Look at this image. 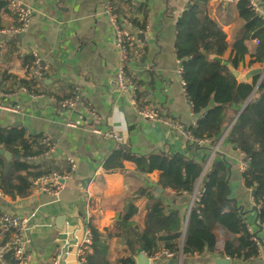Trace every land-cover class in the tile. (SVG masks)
I'll use <instances>...</instances> for the list:
<instances>
[{
    "label": "crops",
    "instance_id": "0c3cea01",
    "mask_svg": "<svg viewBox=\"0 0 264 264\" xmlns=\"http://www.w3.org/2000/svg\"><path fill=\"white\" fill-rule=\"evenodd\" d=\"M17 1L29 8L33 17L21 37L8 39L0 34V72L8 77L4 90L0 81V128L25 129L42 137L41 144L50 141L53 152L43 161H50L52 170L60 174L68 172V161L76 164V170L57 198L32 193L27 198L0 197V216L35 211L30 232L31 264H52L59 254L65 256L63 264H85L86 253L93 246L83 245L87 229L92 226L103 233L129 207L137 210L131 223L144 228L151 193L155 198H163L171 209L183 211L191 207L194 196L176 197L168 187H159L160 173H138L129 162L111 170L107 163L122 148L135 158L181 154L199 162L208 154H203V149L190 150V142L171 126L182 125L194 130L199 120L187 98L179 74L182 63L176 54L177 25L192 0H126L137 7L144 5L148 10L146 30L137 35L139 55L133 57L127 72L140 86L143 102L150 105L165 124L139 117L130 101L118 95L115 77L119 52L105 16L106 0ZM254 1L264 17V0ZM231 5L224 0H204L201 4V9L212 12L222 21L228 36L235 23V18L226 15ZM136 17L144 20L143 15ZM11 20L10 28L18 24L12 14ZM5 42L6 47L1 49ZM246 46L253 55L257 47L249 42ZM34 58L51 63L48 72L36 78L40 85L36 89L38 94L29 93L21 86L14 87V82L30 80ZM76 95L89 103L100 121L82 110L63 109L60 103ZM229 110L235 112L232 106ZM96 129L101 135L93 132ZM112 133L121 136V145L109 138ZM226 136L209 148H219L211 165L218 177L210 194L207 214L208 231L215 237L214 255L181 257L179 264H215L217 260L230 264H264V235L260 237L263 249L256 255L253 236L246 227L247 222L255 234L259 233L255 227L253 191L264 182V128L260 125L254 128L252 136L258 143V154L249 163L239 150L225 141ZM99 168L107 169L106 175L99 174ZM158 190L163 192L158 194ZM59 224L61 227L56 234ZM4 234H0V243L9 240V234ZM107 242V255L111 258L116 260L125 255L121 240L112 237ZM151 249V243L145 241L141 251ZM7 261L10 262L9 257ZM151 264H173V259L162 258Z\"/></svg>",
    "mask_w": 264,
    "mask_h": 264
},
{
    "label": "trees",
    "instance_id": "16d2710c",
    "mask_svg": "<svg viewBox=\"0 0 264 264\" xmlns=\"http://www.w3.org/2000/svg\"><path fill=\"white\" fill-rule=\"evenodd\" d=\"M112 2L118 15L131 23L136 35L146 30L148 10L144 5L137 7L126 0ZM203 2L192 0L185 17L177 25L176 54L182 63L181 77L193 114L199 117L193 136L196 140H207L213 145L223 136L222 130L232 125L225 141L239 150L245 156V162L249 163L258 154V143L252 136L254 128L258 125L264 128V81L258 86L260 77H254L251 83H240L231 70L242 73L264 68V21L251 10L248 0H236L226 13L235 18L228 36L220 23L222 21L215 18L212 12L201 9ZM10 13L8 4L0 1V32L13 25ZM138 14L143 15L144 20L139 21L136 17ZM229 39L231 43H228ZM254 40H258L260 45L250 55L246 43ZM0 79L4 90L7 74L0 72ZM33 80L14 82V87L21 86L29 93L38 94L36 89L40 85ZM144 96L146 98L145 93ZM213 97L217 105L214 109L209 106ZM230 106L235 112L229 110ZM41 139L31 136L25 129L0 128V150L18 158L8 162L0 156V192L11 197L27 198L31 195L32 182L53 169L50 161H43L39 165L27 161L44 153ZM189 148L192 151L202 150L195 143H189ZM209 148L202 150L203 154H208L202 156L199 162L181 154H153L135 158L124 148L119 149L107 163L108 169L113 170L123 162H129L138 173H160L159 187H168L174 196L192 198L195 195L187 229L185 222L189 208L183 211L171 209L163 198H155L151 193L144 228L131 223L137 212L133 207H129L103 233L90 227L93 246L91 253H86L85 264H137L135 257L145 241L152 246L151 250H144L148 257L166 251L173 254V264H179L181 257L213 256L215 237L208 231L207 214L210 194L216 186L218 174L211 167L216 156L205 171ZM256 189V212L259 226L264 230V182ZM112 237L121 240L125 248V255L116 260L107 255V240Z\"/></svg>",
    "mask_w": 264,
    "mask_h": 264
},
{
    "label": "built area",
    "instance_id": "2783aa9c",
    "mask_svg": "<svg viewBox=\"0 0 264 264\" xmlns=\"http://www.w3.org/2000/svg\"><path fill=\"white\" fill-rule=\"evenodd\" d=\"M0 1L8 4L12 16L18 23L15 27L1 31L0 34L6 36L8 39L21 37L26 33L31 24L33 17L32 11L17 0ZM106 1L105 16L107 17L110 28L115 35L116 47L119 52V64L115 77L118 95L121 99H128L134 111L141 118L150 122L165 124L160 115L150 105H146L143 102L140 96L141 89L133 82L127 72L128 67L133 64V57L138 56L140 52L137 35L131 31L132 29L134 30V28L128 20L123 19L118 15L117 9L115 8L112 0ZM224 1L228 4H233L236 0ZM248 2L250 4L251 10L255 14L259 15V17L264 21V17L261 15L260 9L255 1L248 0ZM6 44L7 42L1 46V49H4ZM249 44L256 47L260 45L258 40L251 41ZM50 68L51 63L34 58V65L29 71L30 80H37L36 78L43 77V75L46 74ZM179 74H182V68L180 69ZM262 80L264 81V77ZM1 96L3 97V94H1ZM60 105L63 107V109L71 111L82 110L85 114L91 116L95 121L101 120L100 116L91 109L89 103L80 95L69 98L64 103H60ZM171 126L174 127L187 140V142L195 143L202 149L209 148L210 143L207 140H196L194 138L193 131L195 130V127L194 130H187L182 125ZM93 132L95 134L101 135V132L97 129L93 130ZM109 138L117 142L119 145L122 144V138L117 133L110 134ZM41 146L44 149V153L42 155L29 158L27 160L29 164L41 163L48 155H50V153L53 152V146L50 141H44ZM218 149V146H216L210 150L207 167L214 157L218 155ZM244 166L246 167V163ZM75 170L76 164L72 161H68V172L66 174H60L52 169L48 170L45 175L35 179L32 182L31 193L33 195L47 196L51 198L59 197L60 191L65 188V184L71 179ZM98 173L105 175L106 170L104 168H99ZM256 191L257 189L255 188L253 191L254 202L256 198ZM6 196L7 195L0 192L1 198ZM256 208L257 207H255V209ZM35 215V211L25 210L22 213L16 215L3 214L0 216V234H9V240L7 242L0 243V264H31L29 257V247L31 243L30 232L32 228L31 223L34 220ZM246 224V227H248V232L253 236L256 255H260V251L263 248V241L260 237L264 235V230H262L261 233L255 234L253 232V227L247 222ZM83 245L86 247H91L93 245V237L91 230L89 229L86 232ZM80 255H83L82 249L80 251ZM8 257L10 258V262L7 261ZM162 258L173 259L174 256L169 252L161 251L150 257V260L151 263H153L154 261ZM63 261L64 255L59 254L54 257L52 264H63Z\"/></svg>",
    "mask_w": 264,
    "mask_h": 264
},
{
    "label": "water",
    "instance_id": "95a60500",
    "mask_svg": "<svg viewBox=\"0 0 264 264\" xmlns=\"http://www.w3.org/2000/svg\"><path fill=\"white\" fill-rule=\"evenodd\" d=\"M219 61L221 62V60H219ZM180 68H182V66H180ZM231 72L234 74V76L238 79V81H239L240 83H251V80H252L254 77H260V80H259L258 86L263 82L262 79H263V77H264V68H258V69L255 68V69H251L249 72H247V73H245V74H243V75H240L239 73H237V72H235V71H233V70H231ZM258 86H257V88H258ZM251 99H252V98H251ZM247 105H248V103H247ZM247 105H245V107L242 109L241 113L245 110V108H246ZM209 106H210V108H212V109L217 108V105L215 104V101H214V97L211 99ZM241 113H240V114H241ZM240 114L236 117V119H235L234 122H236V120L239 118ZM233 124H234V123H233ZM231 126H232V125H231ZM231 126H230L229 128H224V129L222 130V132H223V137H222V139H224V137L228 134V132H229ZM29 134H30L31 136H34L33 133L30 132V131H29ZM0 156L5 157V159H6L8 162L12 161L13 159H18V158H14L11 154H9L8 152L3 151V150H2V151L0 150ZM206 169H207V166L205 167V171H206ZM162 192H163V190H158V191H157L158 194H160V193H162ZM194 200H195V195H194V197H193L191 207H192V205H193ZM191 207H190L189 212H188V214H187V220H186V222H185V230L187 229V224H188V219H189V216H190ZM256 211H257V210L254 209L253 213H256V214H257ZM60 227H61V225L59 224L58 227H57V230H56V234L59 233ZM255 227L258 229L259 233H261L262 230H261V228H260V226H259L258 215H257V218L255 219ZM181 255H182V254H181ZM135 260H136V263H137V264H151V260H150V259L145 255V253H143V251H141V250L138 251V253H137L136 257H135ZM215 264H230V262H229V261H224V260H217Z\"/></svg>",
    "mask_w": 264,
    "mask_h": 264
},
{
    "label": "bare ground",
    "instance_id": "6f19581e",
    "mask_svg": "<svg viewBox=\"0 0 264 264\" xmlns=\"http://www.w3.org/2000/svg\"><path fill=\"white\" fill-rule=\"evenodd\" d=\"M139 116V115H138ZM140 117V116H139ZM106 175V174H105ZM65 261H66V259H65V256H64V261H63V263H65Z\"/></svg>",
    "mask_w": 264,
    "mask_h": 264
},
{
    "label": "rangeland",
    "instance_id": "374dc122",
    "mask_svg": "<svg viewBox=\"0 0 264 264\" xmlns=\"http://www.w3.org/2000/svg\"><path fill=\"white\" fill-rule=\"evenodd\" d=\"M88 230V229H87ZM90 230V229H89ZM87 232V231H86ZM86 237V236H85ZM263 249V248H262Z\"/></svg>",
    "mask_w": 264,
    "mask_h": 264
}]
</instances>
